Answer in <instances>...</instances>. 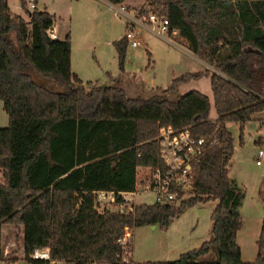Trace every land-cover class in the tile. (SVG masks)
<instances>
[{"label": "trees", "instance_id": "trees-1", "mask_svg": "<svg viewBox=\"0 0 264 264\" xmlns=\"http://www.w3.org/2000/svg\"><path fill=\"white\" fill-rule=\"evenodd\" d=\"M146 2L168 19V31L178 30L188 48L217 69L175 76L167 90L210 75L218 117L210 116V97L197 89L176 100L166 95L138 98L117 84L84 82L72 68L71 35L59 39L50 33L51 12L31 10L21 0L24 16L0 0V99L9 115L8 125L0 127L4 264L16 259L13 252L5 256L4 224L18 229L31 264L51 262L30 255L47 246L52 259L65 264H119L130 245L119 242L127 229L169 226L185 208L210 200L217 204L208 239L173 260L145 264H264V218L254 261L243 260L238 242L246 190L229 173L235 142L227 127L229 121L242 123L243 142V123L264 110V0ZM114 44L124 72L128 40L122 36ZM34 72L60 89L40 84ZM166 125L187 126L207 139L206 151L195 163L190 197L179 206L144 203L128 213L98 211L96 190L132 191L139 169L163 165L158 136ZM122 200L118 195L117 201ZM211 252L214 259L201 258Z\"/></svg>", "mask_w": 264, "mask_h": 264}, {"label": "rangeland", "instance_id": "rangeland-1", "mask_svg": "<svg viewBox=\"0 0 264 264\" xmlns=\"http://www.w3.org/2000/svg\"><path fill=\"white\" fill-rule=\"evenodd\" d=\"M77 1L75 3L76 14L71 17V23L76 25L74 51L76 61L74 64L78 70H81L85 79L93 78L101 82H110L111 79L106 71L109 70L114 74V71L119 69V59L116 47L107 41L119 39L125 35L128 17L119 10L116 13V7L110 6L105 1L96 3L97 0H90L93 10H86L84 3ZM142 1L127 0V4L124 3L121 6L125 5V8L133 10L129 3L140 5ZM9 4L13 10L20 11L21 0H9ZM65 5L67 4L62 6ZM137 9L149 11L150 6L144 0L143 5ZM139 32L141 45L133 47L128 43L127 48L125 68L133 69L135 73L133 81L129 80L128 86H124L128 94L138 98L166 95L168 98L176 100L182 94L197 89L210 97L212 104L210 116L218 117L210 75L205 74L198 78H191L180 84L177 90H167L175 76L188 71L217 69L207 63L205 65L204 62L182 47L183 43L186 45L187 43L180 35L177 39L182 42L173 44L149 29L143 28ZM78 45L79 48H77ZM80 58V67H78ZM33 77L50 89H60V86L51 78L37 72L33 73ZM91 85L88 86L91 87ZM257 115L260 117L261 125L256 120L247 122L244 127L243 142L240 139V122H227V127L233 133L235 142L230 175L243 184L246 190L241 207L243 226L238 233V242L242 247L243 260L246 262H252L257 257V240L264 216V157L262 164H258L256 161L259 148L262 146L259 140L264 135V110ZM8 123L9 115L3 107V100L0 99V126H6ZM0 179H2L1 169ZM136 202H151V195L139 193L136 196ZM216 204L217 200H210L187 207L172 220L169 226L160 224L136 226L132 229L134 238L129 239L130 245L127 247L130 253L125 251L124 262L119 264H145L149 260H173L180 253L198 247L211 235L213 224L211 214ZM9 231L16 233V243L12 245L9 243ZM9 231L7 229L5 232L4 244L5 252H7L5 254L16 253V256L22 260L20 264H28L21 244L22 236L18 229L12 226ZM201 258L214 259L215 254L211 252Z\"/></svg>", "mask_w": 264, "mask_h": 264}, {"label": "built area", "instance_id": "built-area-1", "mask_svg": "<svg viewBox=\"0 0 264 264\" xmlns=\"http://www.w3.org/2000/svg\"><path fill=\"white\" fill-rule=\"evenodd\" d=\"M33 7L34 1H31ZM123 12L126 21L125 37L133 47L141 45L140 26H146L159 33L168 31V19L155 11L133 9L117 6L116 13ZM53 37V27L50 28ZM264 125V123H263ZM159 154L163 165L154 168L139 169L136 185L132 191L96 190V208L98 211L106 209L120 212H133L137 204L158 203L162 205L179 206L190 197L195 182V163L204 155L207 148V139L204 135H196L189 127L176 128L172 125L162 126L159 130ZM215 142L212 141V143ZM261 147L258 151L257 163L262 164L264 157V135L260 139ZM139 193L151 195V202L137 203ZM123 197L117 201V196ZM136 203V204H135ZM127 229L119 242L127 245L131 234ZM128 252L127 247L124 252ZM124 254V253H123ZM32 258L53 260L50 247L37 248L31 254ZM124 259V257H123Z\"/></svg>", "mask_w": 264, "mask_h": 264}, {"label": "crops", "instance_id": "crops-1", "mask_svg": "<svg viewBox=\"0 0 264 264\" xmlns=\"http://www.w3.org/2000/svg\"><path fill=\"white\" fill-rule=\"evenodd\" d=\"M27 1L29 3V9H31V10L34 9V8H38L40 10L47 9L49 12H51L54 15L53 31H54V34H55L54 36L56 38L64 39L67 34H70L72 36V68H73V70L75 72H77L79 74V76L84 80V82H86V83L87 82H96V83H99V84H102V85H108V84H112L113 83V84L120 85V86H122L124 88V86H126V85L128 86V84H129L128 81L129 80L133 81V79L135 77V73H134L133 69H129L127 67L125 68L124 72H121V69H120V66H119V69L114 71V74L111 71L107 70L106 72H107L108 76L111 79L110 82H108V81L101 82L99 80H94L93 78L92 79L89 78L87 80L82 75L81 70H78V68H76V64H74L75 61H76V58L74 57V51H75V46H76V40H75L76 25H75V23H71V21H72L71 17H73L74 14H76V7H77V6H75L76 0H33L34 4H35L33 7L30 4L32 0H27ZM102 1H105L110 6H114V7L121 6L122 4L127 2V0H125L121 4H114V3H112V2H110L108 0H97L96 3H102ZM77 2H80V3L83 2L84 5H85L86 10H88V9L93 10L94 9L93 5L90 3V0H78ZM8 3H9V0H8ZM143 3H144V0L140 3V5H135L134 3L131 2V3H129L130 4L129 6H131L133 9H135V8L141 7L143 5ZM63 4H67V5L62 6ZM9 6H10V4H9ZM10 8H11V10L13 12L19 13V14H22V15L26 16L25 10L22 8V5H21V7H19L20 11L13 10L11 6H10ZM68 20H69V22H68ZM61 23H64V24H61ZM143 28L149 29L152 32L157 33V35L161 36L167 42H171L173 44H180V42H182V41H179L177 39L178 35H180V34H179L178 30H176V29H174L172 31H167L166 33H159V32H155L154 30H152L149 27L140 26V30H143ZM115 40L116 39L108 40L107 43L113 44L115 46V44H114ZM181 46L184 47L185 49H187L188 52L193 54L195 57L200 59L202 62H204L200 57L195 55L188 48V46L186 44L183 43ZM77 48H79V45H78ZM116 53H117V56H118V59H119V54H118L117 48H116ZM80 62H81V58L78 61V67H80ZM204 63H205V65H207L206 62H204ZM149 65H150V63H149ZM203 70L205 71V69H202L200 71H203ZM3 107H4V102H3ZM257 114L254 116L253 119L244 122L243 123L244 127L246 126L247 122L252 121V120H256L261 125L260 117ZM240 124H242V123H240ZM0 127H2V126H0ZM231 165H232V162H231ZM231 165H230V167H231ZM230 167H229V173H230ZM263 218H264V216H263ZM11 225L12 224H4L3 225V241H5V236H6L5 232H6L7 229H8V231H9V229H11V227L13 226V225L12 226ZM129 232L131 234V238L133 239L134 237H133L132 230H129ZM8 233H9L8 234L9 243L11 245L16 243L15 242L16 241V233L14 231H11V232L9 231ZM21 244L23 245V250H24L25 249V245L23 243V240H22ZM5 253H7V252H5ZM24 253H25V250H24ZM7 255L5 254V256H7ZM242 256H243V251H242ZM14 257L16 259H15V261L12 264H20L21 261H22L21 258H18L16 256V253L14 254ZM4 262H5L4 260H0V264H4ZM26 263L31 264L29 261L28 262L26 261ZM49 264H65V262L62 261V260H59V261L50 262ZM90 264H97V263L93 262V263H90Z\"/></svg>", "mask_w": 264, "mask_h": 264}, {"label": "water", "instance_id": "water-1", "mask_svg": "<svg viewBox=\"0 0 264 264\" xmlns=\"http://www.w3.org/2000/svg\"><path fill=\"white\" fill-rule=\"evenodd\" d=\"M215 68V67H214ZM219 72V71H218Z\"/></svg>", "mask_w": 264, "mask_h": 264}]
</instances>
